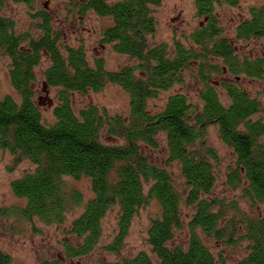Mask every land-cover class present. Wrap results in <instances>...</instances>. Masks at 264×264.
I'll return each instance as SVG.
<instances>
[{"label": "trees", "instance_id": "16d2710c", "mask_svg": "<svg viewBox=\"0 0 264 264\" xmlns=\"http://www.w3.org/2000/svg\"><path fill=\"white\" fill-rule=\"evenodd\" d=\"M20 1L32 6L35 0ZM192 1L196 16L202 18L199 26L186 40L153 45L148 40L156 29L153 7L161 0L74 2L79 17L93 11L111 19L100 33V46L110 45L136 60L118 70L107 69L101 56L89 61L83 46L63 44L45 12L40 14L37 37L16 33L13 21L0 16V49L8 56L9 79L19 96V100L9 94L0 97V151L12 155L13 166L23 160L34 166L10 182L14 196L24 201L12 212L30 222L64 225L69 233L61 242L62 254L40 264H79L75 259L94 249L102 235V220L114 207L117 233L105 248L116 252L138 210L151 200L159 209L147 228L146 242L156 264H264V214L246 212L237 200L213 195L219 156L206 142L208 127L215 126L234 157L227 167L226 185L240 187V197L251 208L264 205V121L253 118L262 103L239 84L242 76H264V55L243 54L222 34L215 9L219 0ZM234 39L264 42V2L251 6L248 16L236 24ZM42 58L48 60L42 72L46 96L35 99L36 67ZM191 66L196 67L201 85L198 102L175 92L161 108L149 107V100L182 83ZM108 83L128 94L126 115L111 114L92 103L78 110L73 107L74 93L99 91ZM50 89L56 96L54 120L44 122L39 106L52 103L46 94ZM159 135L165 139L168 163L179 166L182 192L170 171L144 153L145 148L158 147ZM81 178L89 182L87 196L68 186V179ZM183 204L190 212L183 213ZM185 216L188 241L174 244V233L182 228ZM195 229L225 246L245 243L246 253L233 262L215 256ZM10 260L0 249V264ZM113 264L155 263L142 250Z\"/></svg>", "mask_w": 264, "mask_h": 264}, {"label": "rangeland", "instance_id": "374dc122", "mask_svg": "<svg viewBox=\"0 0 264 264\" xmlns=\"http://www.w3.org/2000/svg\"><path fill=\"white\" fill-rule=\"evenodd\" d=\"M76 1L78 0H35L32 6H28L20 0H0V15L9 17L13 21L16 33L26 32L37 37L41 33L39 29L40 14L45 12L51 18L52 26L60 31V41L71 46H83L89 61L92 62L95 57L101 56L105 67L109 70H118L124 66L135 64L134 58L115 52L110 45L100 46V33L106 25L111 23V19L97 15L93 11H87L84 16L79 17L74 8ZM262 2L264 0H238L237 5L231 6L223 0H219L215 7L222 34L235 43L238 51L249 56L264 55L263 40L236 41L234 28L241 19L248 16L251 6L259 5ZM153 14L156 19V29L148 37L150 45L161 42L172 44L174 39L186 40L202 21V18L195 14L192 0H161L159 5L153 7ZM47 65L48 60L42 58L36 67L38 90L35 99L46 96L42 90V72ZM8 69V57L0 54V97L9 94L19 100L18 94L11 85ZM195 75L196 67L191 66L190 70L184 74L182 83L175 84L169 90L162 92L158 98L149 100V107L161 108L166 97L175 92H182L191 101L198 102L197 89L201 85ZM239 81L242 88L259 97L262 110L253 118H260L264 121V76L260 79L242 76ZM47 95L52 99V103L48 105L45 98V102L39 106V110L44 122H52L54 120L52 108L56 104L55 91L50 89ZM72 103L76 110L92 103L100 108H105L111 114L126 115L129 111L128 94L118 85L109 83L99 91H88L85 94L74 93ZM157 139L158 147L156 149L145 148L144 153L150 161L170 171L175 187L182 192L185 185L179 166L175 162L168 163L163 135H159ZM206 142L216 150L219 156V163L215 166L216 182L213 195L226 197L227 200H237L240 208L246 212L264 214L263 204L251 208L249 202L240 197V187L232 189L226 185L227 167L232 163L234 157L231 149L219 138L215 126L208 127ZM12 163V155L6 150L0 151V249L10 255L9 264H40L44 259H51L62 254L61 242L69 237V233L64 225H47L37 220L30 222L12 212L15 206L22 205L24 201L14 196L10 182L34 168L27 160H23L15 166ZM67 183L69 187L79 189L85 196L90 194L89 182L84 178L68 179ZM158 209V204L151 200L138 210L123 239L121 248L116 252L108 251L105 248L117 233V207L110 209L102 220L103 231L99 242L88 255L76 258L75 261L79 264H113L123 257L133 256L143 250L156 264V257L146 242V233L151 219L158 215ZM182 211L183 213L190 212L189 206L183 204ZM73 217L74 212L69 213L67 222ZM195 230L215 256L221 254L228 262H233L246 253L245 243L239 247L225 246L223 242L206 238L198 229ZM189 235L188 216H185L182 228L174 233L173 243L186 245Z\"/></svg>", "mask_w": 264, "mask_h": 264}, {"label": "flooded vegetation", "instance_id": "af4514ba", "mask_svg": "<svg viewBox=\"0 0 264 264\" xmlns=\"http://www.w3.org/2000/svg\"><path fill=\"white\" fill-rule=\"evenodd\" d=\"M0 16H3V15H0ZM5 17V16H4ZM7 18V17H6ZM9 18V17H8ZM13 25V27H14V24H12ZM15 28V27H14ZM15 30V29H14ZM16 32V31H15ZM0 54H2V55H5L6 56V54L3 52V50H1L0 49ZM8 57V56H7Z\"/></svg>", "mask_w": 264, "mask_h": 264}, {"label": "water", "instance_id": "95a60500", "mask_svg": "<svg viewBox=\"0 0 264 264\" xmlns=\"http://www.w3.org/2000/svg\"><path fill=\"white\" fill-rule=\"evenodd\" d=\"M46 94H47V91H46ZM48 103H49V104L51 103L50 99H48Z\"/></svg>", "mask_w": 264, "mask_h": 264}]
</instances>
